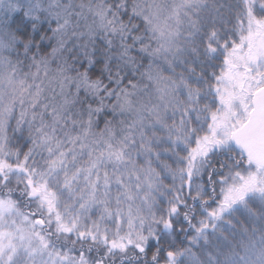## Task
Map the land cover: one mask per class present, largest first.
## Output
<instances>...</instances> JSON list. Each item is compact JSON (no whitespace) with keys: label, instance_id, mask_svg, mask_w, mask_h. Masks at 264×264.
Listing matches in <instances>:
<instances>
[{"label":"snow or ice","instance_id":"obj_1","mask_svg":"<svg viewBox=\"0 0 264 264\" xmlns=\"http://www.w3.org/2000/svg\"><path fill=\"white\" fill-rule=\"evenodd\" d=\"M0 264H264V0H0Z\"/></svg>","mask_w":264,"mask_h":264}]
</instances>
